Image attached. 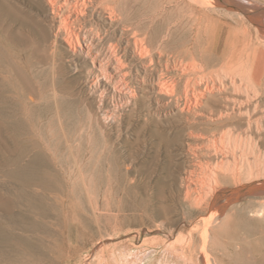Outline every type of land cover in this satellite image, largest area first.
<instances>
[{
    "label": "rangeland",
    "instance_id": "obj_1",
    "mask_svg": "<svg viewBox=\"0 0 264 264\" xmlns=\"http://www.w3.org/2000/svg\"><path fill=\"white\" fill-rule=\"evenodd\" d=\"M243 1L249 8L264 6V0ZM50 13L48 0H0V264H122L126 254V264H141L150 251L172 261L180 250L195 264H264V218L237 211L235 225L229 220V227H218L250 196L226 211L221 200L211 208L212 197L197 205L186 179L192 171L202 176L220 159L245 170L241 158L264 165V137L260 151H246L245 157L239 148L223 157L205 149L203 155L198 147H207L213 130L206 118L200 120L202 137L192 134L185 120H172V112L161 123L140 113L129 117L128 108H119L115 84L84 53L73 52L60 36L57 40ZM222 20L239 26L238 17ZM172 39L171 49L188 59L192 37L188 46L177 34ZM211 57L213 68L224 64L223 56ZM229 89L228 96H245ZM260 107L252 115L264 124V100ZM105 109L126 113L117 125L102 117ZM104 132L116 145L112 166L102 160ZM242 185L250 188L243 179L219 189ZM228 240L230 250L224 246Z\"/></svg>",
    "mask_w": 264,
    "mask_h": 264
},
{
    "label": "bare ground",
    "instance_id": "obj_2",
    "mask_svg": "<svg viewBox=\"0 0 264 264\" xmlns=\"http://www.w3.org/2000/svg\"><path fill=\"white\" fill-rule=\"evenodd\" d=\"M247 1L255 4L253 0ZM245 2L48 0L51 10L50 24L55 30L57 40L60 36L73 52L84 53L91 60L92 67L98 68L107 82H112L113 86L115 84L120 94L117 95L122 99V103L120 101L121 104H118L119 108H128L129 117L140 113L139 116L145 115L149 122L160 123L165 119L163 117L172 112V120H185L191 133L198 132L202 137L206 132L200 129L199 125L204 117L207 119H204V122L213 127L212 137L208 138L207 147L198 148L203 155L202 151L205 152V149L222 157L228 150L232 154L238 148L243 150L244 157L246 151L259 152L261 138L264 137L261 118L252 115L261 108V102L264 100V44L258 39L259 36L264 38V14H250L252 9L264 10V6L251 5L249 8L244 5ZM224 15L238 17L239 26H232L222 20ZM248 20L254 23L256 37L249 32ZM175 34L185 46L190 43L187 37H192L193 45L187 48L190 53L187 55L188 59L178 52L179 50L175 52L171 49L170 44ZM194 50H198L200 54L196 55ZM211 54L223 56L224 64L213 68L215 61ZM52 58L53 63L58 61L57 50L55 53L52 51ZM96 75L99 78V73ZM229 85H232L235 91L241 92L240 94L245 92V96L236 98L226 95L231 90ZM125 113L120 111L119 114L112 115L114 113L106 110L102 113L105 116L102 117L113 118L119 125ZM235 138L236 140H233ZM113 144L109 134L105 133L102 160L108 166H112L110 158L112 153L116 152V145ZM197 153L195 156H201ZM245 161L244 158L240 159L242 166L248 164L246 170L244 167L231 165L228 159H220L215 161L214 168L204 170L202 176L194 175L195 172L192 171L186 178L195 185L192 187L189 183L187 193L195 194L193 198L197 205L208 202L209 197H212L209 201L210 207L214 208L221 200L220 207L226 211L229 205L237 203L241 197L250 196L246 206L232 208V213L218 225L220 229L230 226L229 220L233 221L237 211L244 214L246 211L255 213L264 218V200L261 198L264 193V165L258 161L250 164V161ZM207 163L211 164V159ZM243 179L250 188L242 185L219 189L223 185L241 183ZM232 224L235 225V222ZM232 244V241L228 240L224 246L230 250ZM178 252L172 261H167L164 252L150 251L144 256L141 264H195L189 259L188 252L192 253L191 250L185 253L188 257H181ZM211 255L207 254L209 258ZM125 258H122V264L127 263ZM220 259L223 260L222 257Z\"/></svg>",
    "mask_w": 264,
    "mask_h": 264
},
{
    "label": "water",
    "instance_id": "obj_3",
    "mask_svg": "<svg viewBox=\"0 0 264 264\" xmlns=\"http://www.w3.org/2000/svg\"><path fill=\"white\" fill-rule=\"evenodd\" d=\"M234 5H236V4H234Z\"/></svg>",
    "mask_w": 264,
    "mask_h": 264
}]
</instances>
